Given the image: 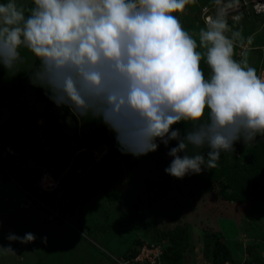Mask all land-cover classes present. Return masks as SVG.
<instances>
[{
  "label": "clouds",
  "instance_id": "clouds-1",
  "mask_svg": "<svg viewBox=\"0 0 264 264\" xmlns=\"http://www.w3.org/2000/svg\"><path fill=\"white\" fill-rule=\"evenodd\" d=\"M196 2H0V66L16 72L26 62L22 52L31 53L39 66L29 83L57 108L103 123L124 154L145 156L163 144L172 158L164 171L174 178L200 174L236 143L264 138V74L249 62L253 37L236 27L241 16L230 25L221 11L195 35L184 26L179 14ZM182 122L190 126L174 127ZM6 239L37 237L10 232Z\"/></svg>",
  "mask_w": 264,
  "mask_h": 264
},
{
  "label": "rangeland",
  "instance_id": "rangeland-1",
  "mask_svg": "<svg viewBox=\"0 0 264 264\" xmlns=\"http://www.w3.org/2000/svg\"><path fill=\"white\" fill-rule=\"evenodd\" d=\"M253 4L254 0H221L220 4L197 0L179 16L194 35L206 26L209 17L221 11L230 25L233 16H241L236 27L243 29L245 37H253L249 62L258 74H264V13H257ZM241 51L236 49L237 59ZM22 54L26 62L18 71L7 72L0 66V148L5 150L8 166L5 169L0 160V245L11 244L13 249L7 253L0 249V264H36L39 260L44 264H117L113 258L130 259L126 254L136 248L137 239L158 240L167 248L169 241H161L158 230L176 227L188 234L185 264L210 261L205 257V246L210 245L211 253L216 237L231 250L233 264H264V203L224 200L217 186L192 202L189 199L191 205L176 220L151 233L141 227H124L122 220L128 213L106 198L95 169L105 158L103 174L109 190L123 191L131 185L122 160L103 145L94 150V162L89 164V155L81 149L89 117H75L76 122L74 113L68 115L56 105L42 102L26 75L35 57L26 51ZM204 68L207 74V66ZM189 126L184 122L176 125L182 131ZM263 143H236L234 153L221 154L218 166L242 162ZM82 166L87 169L83 171ZM32 192L40 195L39 200ZM10 232L21 237L31 232L37 239L9 242L6 237ZM44 236L47 243L41 242Z\"/></svg>",
  "mask_w": 264,
  "mask_h": 264
},
{
  "label": "trees",
  "instance_id": "trees-1",
  "mask_svg": "<svg viewBox=\"0 0 264 264\" xmlns=\"http://www.w3.org/2000/svg\"><path fill=\"white\" fill-rule=\"evenodd\" d=\"M38 66L39 62L35 58L33 67L26 75L30 76ZM33 89L42 102L47 105H55L48 99L43 89L37 87H33ZM61 110L68 115L71 114L66 107ZM72 117L77 122L75 116ZM84 135L81 149H85L89 155V164L94 162V150L103 145L108 146V152L116 154L123 162L127 181L131 185L130 188L123 191L109 190L103 174V169L106 167L105 158L96 164L95 169L100 175L102 191L106 198L110 202L116 203L119 209L128 213L122 220V223H126L124 226L126 228L129 226L141 227L146 233H151L162 224L176 220V216L187 209L192 201L204 193L213 191L216 186L221 188L219 193L224 200L238 204L264 203V143L242 162L228 166L220 165L216 168L206 169L200 174L187 175L183 179H177L164 171L172 158L167 156L168 148L163 144L157 151L145 156L134 157L131 154H124L120 151L114 133L103 123L91 117H89L88 127L84 128ZM175 144L176 142L172 141L169 147H173ZM4 152L5 150L1 146V162ZM4 164L6 169L7 164ZM7 169L8 174H11L10 178H13L10 168ZM81 169L84 171L87 167L82 166ZM32 193L39 200L40 195ZM84 197L86 199V196ZM189 199H192L191 202L188 201ZM158 233L161 241H169L167 248H163L162 243L158 240L137 239L135 241L136 248L126 254V257L134 258L144 243L149 242L161 247L163 264H185L184 252L188 248L187 231L182 227H176L174 230L166 232L159 229ZM153 239L155 238L153 237ZM209 249L210 245L206 244L205 257L212 264L234 263L231 250L220 237H216L214 240L211 253ZM113 260L119 264V258H113ZM36 264H44V262L39 260Z\"/></svg>",
  "mask_w": 264,
  "mask_h": 264
},
{
  "label": "built area",
  "instance_id": "built-area-1",
  "mask_svg": "<svg viewBox=\"0 0 264 264\" xmlns=\"http://www.w3.org/2000/svg\"><path fill=\"white\" fill-rule=\"evenodd\" d=\"M247 1V0H244ZM250 1V0H249ZM254 10L257 13H264V0H254ZM162 250L156 244H144L139 253L132 259L120 261V264H163L161 261ZM203 264H211L204 262Z\"/></svg>",
  "mask_w": 264,
  "mask_h": 264
},
{
  "label": "water",
  "instance_id": "water-1",
  "mask_svg": "<svg viewBox=\"0 0 264 264\" xmlns=\"http://www.w3.org/2000/svg\"><path fill=\"white\" fill-rule=\"evenodd\" d=\"M260 140H264V138H261V137H257V141H260ZM6 159H7V157H6V153H3L2 154V160H3V162L4 163H6Z\"/></svg>",
  "mask_w": 264,
  "mask_h": 264
},
{
  "label": "bare ground",
  "instance_id": "bare-ground-1",
  "mask_svg": "<svg viewBox=\"0 0 264 264\" xmlns=\"http://www.w3.org/2000/svg\"><path fill=\"white\" fill-rule=\"evenodd\" d=\"M45 181H46V183H49V177L48 176L45 178Z\"/></svg>",
  "mask_w": 264,
  "mask_h": 264
}]
</instances>
